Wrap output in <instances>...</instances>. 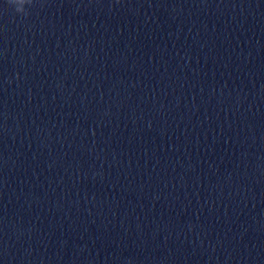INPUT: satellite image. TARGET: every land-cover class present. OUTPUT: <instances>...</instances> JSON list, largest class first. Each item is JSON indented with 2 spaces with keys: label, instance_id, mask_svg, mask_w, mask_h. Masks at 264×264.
I'll return each instance as SVG.
<instances>
[{
  "label": "water",
  "instance_id": "water-1",
  "mask_svg": "<svg viewBox=\"0 0 264 264\" xmlns=\"http://www.w3.org/2000/svg\"><path fill=\"white\" fill-rule=\"evenodd\" d=\"M0 0V264H264V0Z\"/></svg>",
  "mask_w": 264,
  "mask_h": 264
},
{
  "label": "clouds",
  "instance_id": "clouds-1",
  "mask_svg": "<svg viewBox=\"0 0 264 264\" xmlns=\"http://www.w3.org/2000/svg\"><path fill=\"white\" fill-rule=\"evenodd\" d=\"M8 2L14 6L17 11L25 13L27 11L26 6L31 5L33 0H8Z\"/></svg>",
  "mask_w": 264,
  "mask_h": 264
}]
</instances>
